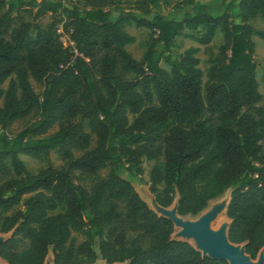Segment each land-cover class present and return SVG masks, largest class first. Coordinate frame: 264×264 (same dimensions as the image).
Instances as JSON below:
<instances>
[{
  "label": "trees",
  "instance_id": "obj_1",
  "mask_svg": "<svg viewBox=\"0 0 264 264\" xmlns=\"http://www.w3.org/2000/svg\"><path fill=\"white\" fill-rule=\"evenodd\" d=\"M118 1L32 9L0 0V130L29 117L11 136L0 133V233L10 231L1 260L43 264L50 252L52 264H228L171 238L172 223L125 175L140 173L143 160L153 162L148 190L156 203L167 207L176 196L181 216L230 188L227 237L254 259L264 250V95L254 79L249 21L264 19V0H228L216 15L198 6L178 20L147 11L112 16L108 6ZM46 13L52 19L41 24ZM131 23L147 29L139 60L124 47L133 41L125 30ZM186 29L199 45L221 33L203 83L196 46L174 58L165 53ZM29 77L42 82L39 94ZM50 149L60 166L30 172L19 158ZM74 173L92 177L90 185L77 184ZM72 230L84 238L73 243ZM20 239L27 241L21 250Z\"/></svg>",
  "mask_w": 264,
  "mask_h": 264
},
{
  "label": "rangeland",
  "instance_id": "obj_2",
  "mask_svg": "<svg viewBox=\"0 0 264 264\" xmlns=\"http://www.w3.org/2000/svg\"><path fill=\"white\" fill-rule=\"evenodd\" d=\"M7 1L13 2L15 4H17L20 1L21 3L24 4L22 5L23 7H26L25 5L26 3H30L32 9H35L39 5H43L45 3L60 2L63 3L64 5H69L70 3L79 4V0H7ZM139 1L141 0H119L118 3L108 6V9L112 16H115L119 11L131 12L136 14L137 16L142 15L143 11H147L148 15L155 14V15H160L165 19L178 20L183 16L184 13L193 14L194 12H196L198 5L202 9V11L214 15L218 8H220L218 9V11L221 12L223 4L226 3L228 0H158V2L154 5H149L147 2L140 4ZM50 19H52V16L46 13L39 20V22L43 24L48 22ZM249 24L253 29V32L251 34V39L254 44L253 53H252V58L255 63L254 79L257 83L258 92L264 95V19L260 15H257L256 17H254L249 21ZM125 30L127 31V33L133 36V41L129 44H126L124 47L126 51L134 59L139 60L142 57V54L148 43L147 29L143 27H136L134 26L133 23H131L126 26ZM257 31H262L263 36L261 37L258 36L256 34ZM190 33L195 34L196 32L186 29L184 33L177 35L173 39V43L170 45L167 51H165V53H167L168 56H170L171 58H174L189 46H196L197 50L194 55L198 59L197 66L202 71L201 79L203 83L206 79L205 71L208 66V61L214 56V54L217 51V46L221 43V33L219 31H216L212 40L207 45L197 44L196 41H194L188 36ZM61 41L63 45L68 44V41L64 36L61 37ZM157 51L158 49H156V52ZM159 65L166 70L168 69V66L163 61V59L159 60ZM29 81L33 91L39 94L42 90V82L35 81L31 77H29ZM5 85H6V81L3 83L2 86L4 87ZM28 120L29 117L22 120H16L8 127L7 130L4 131L0 130V133H5L7 136H11L16 131H18ZM54 130L55 127L49 130L47 134L52 133V131ZM262 143L264 145V140L262 141ZM93 145H94V137L91 138L89 147H92ZM79 153L80 151L75 152V155ZM19 158L23 161L25 167L30 172H35L38 169L43 168L47 165L58 167L63 163L62 160L56 154L55 150L53 149H50L45 156L31 157V156H27L26 154L24 155L20 154ZM5 163L9 168H11L8 159L5 160ZM152 164H153L152 161L143 160L141 163L142 170L140 171V173L125 174L126 177H128L131 180L134 190L146 202L147 205H149L148 196H152L148 190V185H149L148 173ZM106 171L107 169L100 170L95 177L104 176ZM91 180L92 177L80 176L77 173H74V181L77 184L88 187L90 185ZM229 191L230 188H227L219 197L208 201L207 206L205 207L204 210L208 209L210 205L213 202H215L217 199L229 197ZM175 199L176 196L174 197L173 201ZM185 216L190 219H194L198 216V214L185 215ZM220 216L224 219L222 221H227L225 213H221ZM211 224L213 229H215L218 226L217 221L215 220H213ZM0 234L4 235L7 238L10 235V231L7 233H0ZM70 236L73 243H77L84 238L83 232L78 230H72ZM26 246H27L26 240L20 239L18 241L19 250L26 248ZM50 257H51V253L48 252L46 258L50 259ZM95 264H106V263L98 259L95 261ZM112 264H125V262L112 263Z\"/></svg>",
  "mask_w": 264,
  "mask_h": 264
},
{
  "label": "water",
  "instance_id": "obj_3",
  "mask_svg": "<svg viewBox=\"0 0 264 264\" xmlns=\"http://www.w3.org/2000/svg\"><path fill=\"white\" fill-rule=\"evenodd\" d=\"M152 195V194H151ZM151 209L159 216L167 218L173 228L179 227V230L171 235L173 239L185 240L192 238L196 250L202 256H207L211 259L225 260L228 264H264V250L259 249L255 258L251 259L244 252V243L231 242L227 237V228L229 220L221 223L218 228H210V223L215 219L216 215L222 210L225 213V208L228 198H224L218 203H213L208 209L201 213L195 220H184L181 215L176 213V199L172 202L171 209L160 206L156 203L154 196H151ZM6 237L0 234V243ZM0 261L2 262L3 260ZM43 264H52L51 257H45Z\"/></svg>",
  "mask_w": 264,
  "mask_h": 264
},
{
  "label": "bare ground",
  "instance_id": "obj_4",
  "mask_svg": "<svg viewBox=\"0 0 264 264\" xmlns=\"http://www.w3.org/2000/svg\"><path fill=\"white\" fill-rule=\"evenodd\" d=\"M148 199H149V207L151 208L152 207V201H151V196H148ZM224 198H220V199H217L215 202H213V203H218V202H220L221 200H223ZM212 203V204H213ZM172 206H173V203L171 204V205H169V206H167L168 207V209H171L172 208ZM205 209V208H204ZM201 210L199 213H197L198 214V216L201 214V213H203L205 210ZM221 213H223V211L221 210L217 215H216V217H215V221H217V224H218V226L216 227V228H218L219 227V225L221 224V223H223V222H225V221H222V220H224L220 215H221ZM197 216V217H198ZM197 217L196 218H194V219H190V218H188V217H186L185 215L184 216H182V219H184V220H195V219H197ZM227 218V217H226ZM227 220H228V218H227ZM222 221V222H221ZM212 223V222H211ZM210 223V228H212V224ZM215 223V222H214ZM215 228V229H216ZM213 229V228H212ZM179 230V227H174L173 228V232H172V234L171 235H173L174 233H176L177 231ZM186 241L187 242H189L191 245H194V242H193V239L192 238H187L186 239ZM0 264H4V261H0Z\"/></svg>",
  "mask_w": 264,
  "mask_h": 264
},
{
  "label": "built area",
  "instance_id": "obj_5",
  "mask_svg": "<svg viewBox=\"0 0 264 264\" xmlns=\"http://www.w3.org/2000/svg\"><path fill=\"white\" fill-rule=\"evenodd\" d=\"M56 32H57V33L61 32L60 24H58V25L56 26Z\"/></svg>",
  "mask_w": 264,
  "mask_h": 264
},
{
  "label": "crops",
  "instance_id": "obj_6",
  "mask_svg": "<svg viewBox=\"0 0 264 264\" xmlns=\"http://www.w3.org/2000/svg\"><path fill=\"white\" fill-rule=\"evenodd\" d=\"M199 6V5H198ZM218 9H220V8H218ZM218 9H217V11H216V13L214 14V15H216V14H219L220 12L218 11ZM204 10V9H203ZM164 18V17H163Z\"/></svg>",
  "mask_w": 264,
  "mask_h": 264
}]
</instances>
